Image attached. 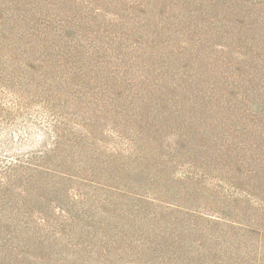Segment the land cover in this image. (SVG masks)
<instances>
[{"label": "rangeland", "instance_id": "rangeland-1", "mask_svg": "<svg viewBox=\"0 0 264 264\" xmlns=\"http://www.w3.org/2000/svg\"><path fill=\"white\" fill-rule=\"evenodd\" d=\"M0 264H264V0H0Z\"/></svg>", "mask_w": 264, "mask_h": 264}]
</instances>
